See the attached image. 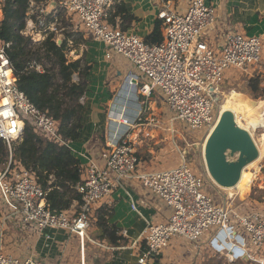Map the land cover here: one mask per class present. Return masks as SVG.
<instances>
[{
  "label": "built area",
  "instance_id": "1",
  "mask_svg": "<svg viewBox=\"0 0 264 264\" xmlns=\"http://www.w3.org/2000/svg\"><path fill=\"white\" fill-rule=\"evenodd\" d=\"M116 2L30 0L25 33H32L36 41H42L48 33H55L60 9L72 21L74 19V28H80L93 41L105 45L106 60L121 57L136 71L133 74L136 79L144 78L139 86L143 104L149 101L155 89L162 93L168 111L173 114L168 125L170 133H174L173 124L177 121L190 133L209 134L214 124L213 110L226 74L230 71L247 73L261 61V36L228 31L220 51L216 52L204 39V34L216 22L212 5L206 4V0H190L185 12L181 13L172 8L169 0H161L162 7L156 18L161 23L163 38L157 44H148L133 31L109 23ZM1 3L2 0L0 12ZM9 47L10 43L0 41V140L11 154L14 144L21 141L24 124L28 122L48 140L65 144L57 123L17 87V76L6 54ZM262 113L258 114L264 117L263 109ZM141 115L139 113L136 118L132 134L127 130L117 138L110 135L107 146L94 155L86 167L80 166L82 178L76 189L82 204L76 214L49 210L46 192L35 175L13 162L10 155L0 168V195L17 206L10 215H17L22 225L31 226L41 234L63 229L83 242L89 240L87 230L94 205L110 196L122 181L137 179L170 212L165 222L147 225L143 234L144 249L136 264L157 260L174 237L196 244L208 231L222 227L242 231L249 251L253 255H262L264 213L244 214L231 204L217 202L203 190L204 179L194 174L184 160L176 167L135 175L139 164L135 141L144 126L139 124ZM131 208L137 211L135 205ZM0 264L49 263L3 252L0 237Z\"/></svg>",
  "mask_w": 264,
  "mask_h": 264
},
{
  "label": "rangeland",
  "instance_id": "2",
  "mask_svg": "<svg viewBox=\"0 0 264 264\" xmlns=\"http://www.w3.org/2000/svg\"><path fill=\"white\" fill-rule=\"evenodd\" d=\"M188 3L189 2L186 0H178V3H176L179 5L177 10L181 13H184ZM206 4L210 5L209 0H206ZM58 12L59 15H61L60 19H64L68 26L64 29H59L56 27L57 30L55 35L57 43L60 42L59 40L64 38V30L73 33L75 38H80V32H78L80 31V28H77L78 31H76L73 26L72 19L67 17L60 9ZM133 32L137 34L134 30ZM261 39L264 43V38L261 37ZM69 46L71 51H69L67 54L68 58L70 60L79 58L84 48L79 46L78 50H75L71 44H69ZM130 72L134 74L136 71L133 70L130 66V63L123 58L121 59L120 65L118 63L110 66L109 78L110 82L114 86L110 94V103L115 101L112 104L114 107H129L130 105L128 100L123 99V97L120 95L117 96L119 89L123 85ZM252 77H258L259 79V90L255 94L251 93L249 89V80ZM138 85H140V82H138ZM133 93L136 96V102L138 104L139 111L136 115L134 114V116L130 112L129 115H127V119H131V117H133L131 122L132 126L128 129L129 133L132 134L134 132L136 118L139 113H142V116L146 117L148 121L147 125L144 123L142 131L137 135L135 144L136 154L139 159L138 167L140 169H143L141 166L142 164L144 168L150 172L165 170L178 166L181 161L184 160L194 174L204 179L203 190L211 195L217 202L231 204L244 214L252 212L264 213V150L262 151L263 158L258 163V166L252 170H247L245 182L237 185L236 188L231 191L232 196L229 197L228 192L222 187L232 186L241 168L246 163L251 162L255 158L256 151L251 149L252 140L254 143L258 144H260L263 140L262 134L264 133V117L260 116L262 113L260 104L264 102V48L261 61L253 66L247 73L235 71H230L228 73L227 79L221 86L219 98L213 110V118L215 117L214 124L215 121H219V127L218 129L209 132V134L203 132L190 133L177 121H174L173 124L174 133H170L167 130L169 121L168 125L167 123L165 124L164 121L166 118H171L173 114L168 111L164 103L162 93H160L158 89H155L154 93L150 97L149 102L146 103L147 107H149V109L153 107V110L145 109L144 106L146 104H143V99L139 93V87H137V90L134 89ZM225 101H230L231 103H235L238 106L246 109L249 116L247 117V121H245V123L249 128L252 129L254 134L252 140L250 137H248L246 132L235 128V125L232 123V119L228 116V113L221 114V119L219 118V107ZM110 108V104H106L103 110L107 134H99L93 139V143H95V139L98 140L97 145L99 148L104 147L105 144L103 143H105V140L108 136L107 126L110 121V118L108 117ZM111 109L112 111H115L113 108ZM259 110L261 112H259ZM150 116H152L153 119L155 118L158 120V122H155L152 119L148 120ZM215 131L218 133V137L215 139V142L219 146V149L215 150L214 148L213 154L215 157L225 160V164L222 166L223 169L220 171L209 169L205 160V156L207 160H209L207 156L211 152L207 149V143ZM218 173H220L223 179L226 180V184H223L221 181H217L216 176ZM211 178L217 183H220L222 186L220 184L215 185ZM10 205H13L11 201L6 202V200H4L0 195V237L3 252L12 254L13 256L22 259L28 257H35L39 259L43 258L49 264L73 263V260H71L73 257V235H70L66 230L63 229L53 230L57 231V233L54 234L56 241L60 243L63 240L62 247L66 244L69 256L62 258V261H58L57 258H49V256L46 257V254L44 255L40 251L41 246L38 244L39 241L45 238L42 237L44 234L35 231V229L31 226L22 225L17 215L11 216L10 214L12 211L9 208ZM95 229L96 211H94L89 217V228L87 232L90 235H94ZM214 230L216 229L208 231L204 234V236L209 237V235ZM229 231L233 232L234 229H229ZM236 232L237 235L244 238L242 231L237 229ZM175 239L176 241L168 244V246L158 257V260L161 261L160 263L264 264V253L262 255L259 254L258 256L253 255L249 251L247 247L248 243L246 241H244L243 246L246 256L241 255L239 252L237 255L235 254L234 256L230 257L228 255L229 251L227 249L220 251L215 250L211 244L210 246H207V248L202 249V246L199 247L196 244L188 243L181 238L176 237ZM223 240L230 241L234 244V246L239 247L235 238L230 240L225 238ZM102 251V256L109 258L107 252L111 253V250L103 249Z\"/></svg>",
  "mask_w": 264,
  "mask_h": 264
},
{
  "label": "crops",
  "instance_id": "3",
  "mask_svg": "<svg viewBox=\"0 0 264 264\" xmlns=\"http://www.w3.org/2000/svg\"><path fill=\"white\" fill-rule=\"evenodd\" d=\"M169 1L173 9L178 8L179 5L176 4L178 3V0ZM186 1L190 2V0ZM117 3H123L127 15L133 19H126L123 23V27L120 22H116L114 26H119L123 30L127 31L134 30L138 36L145 41V38L154 28L156 21H159L156 18V14L162 7L161 0H117L114 6ZM209 4L215 8L216 22L215 25L210 27L204 34V39L216 52L220 51L223 43V37L228 31L231 30L240 32L247 36H261L264 38V0L259 2H255L253 0H209ZM1 18L2 13L0 12V20ZM74 22L75 21L73 19V26L75 25ZM75 30L78 31L77 28H75ZM78 32L83 35L82 38L85 41L84 44L79 46L84 48L83 51L86 53V60L88 63L92 64V69L88 76L89 84L87 87V92L82 99L84 108L82 111L81 123L83 127L79 132V137L77 140L69 142L67 146L69 147L71 154L79 160L80 166L84 168L93 158V156L106 146L108 137L110 135L117 138L132 126L131 122L133 117H131V119H127V115H129L130 112L134 116V114L136 115L139 111V107L136 102V96L133 93V90H137V87L140 86L138 85V82L141 84V81L144 80V78L140 77L136 79L133 74H128L123 85L119 89L117 96L120 95L123 97V99L128 100L130 105L128 104L129 107L112 106L114 101L110 103V94L114 86L110 82L109 69L113 64L115 65L119 63L120 65L122 58H117L114 56L112 59L106 60L104 57L105 45L98 41H93V39L89 35H86L81 29ZM228 73L226 74L225 80L227 79ZM153 93L154 92H152V94ZM141 97L144 100L142 95ZM106 104H110V107L115 111H112L110 108V112L108 114L110 121L107 126L108 136L105 140V143H103L105 144L104 147L99 148L97 145L98 140L95 139V144L93 143V139L99 134H107L103 111ZM144 107L147 110L149 109L147 104ZM149 110H153V107ZM114 112L123 114L122 117L120 116L122 120L119 121L122 123L115 124L112 121V116L114 117L117 115ZM218 113L219 118L221 117V114L228 113V116L232 119L231 121L235 125V128L246 132L248 137H250L252 140L254 134L252 129L249 128L245 123V121H247V117L249 116L245 108L238 106L235 103H231L230 101H225L219 107ZM151 119L155 122H158V120L155 118L153 119L152 116H150L148 120ZM169 120L170 118H166L164 121L165 124L167 123L168 125ZM147 122V118L141 115V121L139 124L144 125V123H146L147 125ZM215 123H218L219 125V121H215ZM214 126L215 125H213V128L209 132L215 130ZM252 144H254L253 140ZM205 160L207 163L208 160L206 156ZM251 164L252 162H248L242 167V175H247V170H252ZM141 166L143 169H140L137 166L135 175L150 172L145 169L142 164ZM211 180L213 179L211 178ZM237 182L238 181H235L232 186L225 187L213 180L215 185L220 184L223 188H225L224 190L228 192L229 197L232 196L231 191L236 188L237 185L242 184ZM132 204L135 205L137 211L131 208ZM13 205H10L9 207L11 211L15 210L17 207L15 204ZM100 208L111 209L112 215L108 220V223L114 225L120 231L119 234L124 237L125 243L120 244L118 247H111L97 238L99 233L97 228L95 229L94 235H90L87 232L90 241L84 240L83 242H79L77 237L73 235V257L71 258L73 263L71 264H136L139 253L143 251L144 248L143 234L147 225L165 222L170 212L169 209H167L164 204L148 189L142 187L137 179L122 181L119 186H116L113 189L110 196L94 205L93 210L97 211ZM56 233L57 231H48V237H46L47 235L42 236L45 238L39 241L38 244L41 246L40 251L42 254H46V257L49 256V258H57L58 261H62V258L69 256L68 249L66 248V244L62 247L63 240L60 243L56 241L54 237V234ZM175 238L176 237L170 240L169 244L175 242ZM225 238L228 240L235 238L239 247L234 246V244L230 241L223 240ZM243 239L244 238L237 235V232H231L227 228H219L214 230L209 235V237L203 236L202 239L196 243V245L199 247L202 246V249L207 248V246H210V244L215 250L220 251L227 249L229 251L228 255L230 257H232V255L234 256L235 254L237 255L239 252L241 255L246 256L245 249L243 248L245 239ZM103 249L111 250V253L107 252L109 258L102 256ZM39 260L46 261L43 258ZM160 262L161 261L157 259L148 261L147 264H164Z\"/></svg>",
  "mask_w": 264,
  "mask_h": 264
},
{
  "label": "trees",
  "instance_id": "4",
  "mask_svg": "<svg viewBox=\"0 0 264 264\" xmlns=\"http://www.w3.org/2000/svg\"><path fill=\"white\" fill-rule=\"evenodd\" d=\"M29 1L2 0L0 41L10 43L6 54L17 76V87L39 110L57 123L58 133L65 144L48 140L25 122L22 139L14 144L11 154L0 140V168L11 155L13 162L35 175L38 184L46 192L45 202L49 210L73 211L76 214L82 204L81 195L76 189L81 183L80 162L71 154L67 144L77 140L83 127L82 99L87 92L92 64L87 62L85 51L75 60L67 56L71 51L69 44L75 50L84 44L81 33L77 39L73 33L64 30L65 36L60 45L56 43L55 33H48L42 41L34 40L30 32L25 33ZM112 10L109 18L112 25L120 22L123 27L125 20L132 18L127 15L123 3H117ZM58 16L56 26L64 29L68 26L67 22L60 19L59 12ZM162 38L160 21H156L145 42L157 44ZM249 89L253 94L258 92V77L249 80ZM111 215L109 208L96 211L97 238L111 247H118L125 240L119 234L120 231L108 223Z\"/></svg>",
  "mask_w": 264,
  "mask_h": 264
},
{
  "label": "bare ground",
  "instance_id": "5",
  "mask_svg": "<svg viewBox=\"0 0 264 264\" xmlns=\"http://www.w3.org/2000/svg\"><path fill=\"white\" fill-rule=\"evenodd\" d=\"M115 102V101H114ZM260 109L262 110H264V102L263 103H261L260 104ZM132 110V109H131ZM259 112H261L260 110H259ZM114 113H116L117 115H115L114 117L112 116V121L116 124V123H122V122H119V121H121L122 119H121V117H122V115L123 114H120V113H117V112H114ZM263 113H261V115H262ZM121 116V117H120ZM213 125H215L214 126V129H218V127H219V125H218V123H215V124H213ZM127 126H130V125H127ZM213 128V126L211 127V129ZM210 129V130H211ZM262 137H263V140H262V142L260 143V144H258V143H254V144H252L251 145V149H253V150H255L256 152V154H255V160L253 161H251L252 162V168L251 169H253V168H255L256 166H258V163L260 162V160H262V158H263V150H264V134L262 135ZM216 150V149H215ZM230 157V156H229ZM227 159H230V158H227ZM250 163V162H249ZM242 169V168H241ZM242 171H243V169H242ZM242 171L240 170V172H239V174L237 175V177L235 178V181H238V182H240V183H244L245 182V180H246V176L247 175H242ZM222 228H224V229H226V227H222ZM228 229V228H227ZM233 250V249H232ZM233 256V255H232Z\"/></svg>",
  "mask_w": 264,
  "mask_h": 264
},
{
  "label": "water",
  "instance_id": "6",
  "mask_svg": "<svg viewBox=\"0 0 264 264\" xmlns=\"http://www.w3.org/2000/svg\"><path fill=\"white\" fill-rule=\"evenodd\" d=\"M57 44H61V42L57 43ZM218 137V133L215 131L212 134L211 139H209L208 143H207V149L211 152L210 154H208V158L209 160L207 161V166L209 167V169H214L216 171H220L223 169V164H225V160H221L218 157H215L213 152H214V148L215 149H219V146L217 145V143L215 142V139ZM217 181H221L223 184H226V180L223 179L222 175H220V173L217 174L216 176Z\"/></svg>",
  "mask_w": 264,
  "mask_h": 264
},
{
  "label": "clouds",
  "instance_id": "7",
  "mask_svg": "<svg viewBox=\"0 0 264 264\" xmlns=\"http://www.w3.org/2000/svg\"><path fill=\"white\" fill-rule=\"evenodd\" d=\"M2 13V12H1ZM161 24V23H160Z\"/></svg>",
  "mask_w": 264,
  "mask_h": 264
}]
</instances>
